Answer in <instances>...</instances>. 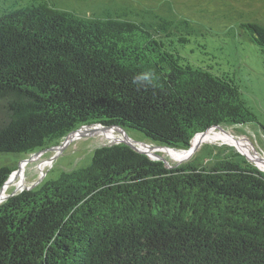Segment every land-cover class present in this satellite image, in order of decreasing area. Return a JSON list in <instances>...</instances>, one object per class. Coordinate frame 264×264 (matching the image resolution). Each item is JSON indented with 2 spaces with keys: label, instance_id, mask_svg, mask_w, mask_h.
<instances>
[{
  "label": "trees",
  "instance_id": "obj_1",
  "mask_svg": "<svg viewBox=\"0 0 264 264\" xmlns=\"http://www.w3.org/2000/svg\"><path fill=\"white\" fill-rule=\"evenodd\" d=\"M119 18L49 0L0 14V154H31L94 123L187 149L211 126L256 121L233 77L181 62L171 21ZM245 27L264 53V26ZM145 71L155 87L133 83ZM14 168L0 166V188ZM0 264H264V171L235 152L167 167L100 145L87 166L0 202Z\"/></svg>",
  "mask_w": 264,
  "mask_h": 264
},
{
  "label": "rangeland",
  "instance_id": "obj_2",
  "mask_svg": "<svg viewBox=\"0 0 264 264\" xmlns=\"http://www.w3.org/2000/svg\"><path fill=\"white\" fill-rule=\"evenodd\" d=\"M49 1L56 8L72 12L78 17L104 18L109 13L113 17L118 15L121 20L146 24L154 23L158 18L171 21L172 47L180 56L181 62L213 74L233 77L239 86L240 97L255 114L256 121L244 125H219V128L207 131L210 135L197 137L189 152L173 148L176 151L173 154L169 151L172 149L164 146L154 149L148 147L149 152L164 157L167 164L172 166L186 161L211 165L223 156L235 152L238 158H248V162L260 167L256 163L258 161L264 167V53L251 40L250 32L245 27L247 23L264 26V0ZM30 2L31 0H0V14ZM180 34L188 41L178 42ZM99 129L96 127V130ZM106 132L112 133L114 137L97 131L77 133L69 135L64 142L60 141L58 147L33 156L0 154V166L15 165V171L0 191V195L4 193L1 197L4 198L14 190L16 193L29 189L27 186L34 183L33 187L38 188L45 181L57 178L64 170L87 166L95 148L117 143L115 138L122 137L114 128H109ZM127 134L134 140L144 139L143 134L136 130H129ZM177 152H180L179 155Z\"/></svg>",
  "mask_w": 264,
  "mask_h": 264
},
{
  "label": "water",
  "instance_id": "obj_3",
  "mask_svg": "<svg viewBox=\"0 0 264 264\" xmlns=\"http://www.w3.org/2000/svg\"><path fill=\"white\" fill-rule=\"evenodd\" d=\"M217 126H219V125H214V126H211L210 128H214V127H217ZM96 127H99V128H102V129L114 128V129L118 130L119 133L122 135V137L115 138V139L117 140V143H124V144L128 145L129 147H131L133 150H135V151H137V152H140V153H143V154H146V155H147L149 158H151V159L161 160V161H163V162L167 165V167H172V165L167 164V160H166L164 157H162V156H160V155H156V154H154V153H153V156H154V157H151L150 154H149L148 152H146L145 150H143V149H141V148L139 147L140 144H141V146H147V147H152V146H154V147H160L159 145H155V144L150 143V142L145 141V140H142V141L134 140V139H132L131 137H129L128 134H127V131H126L122 126H119V125H106V124H101V123H94V124H89V125H82V126L78 127L77 129H75V130L69 132V133H68V134H67V135H66L61 141L64 142V141L66 140V138H67L70 134H72L73 132H75V131H77V130H80V129H82V128H86V129H88V132H91V131L96 130ZM203 132H204V131H203ZM203 132H201V133H203ZM194 137H195V136H194ZM192 140H193V138H192ZM192 140L190 141L189 146H188L187 149H179V150H183V151H185V150H188L189 148H191V142H192ZM132 142H134V143H132ZM58 144H59V143H58ZM58 144L53 145V146H51V147H47V148L42 149V150H39V151H37V152L31 153V156H33V155H35V154H37V153H39V152H44V151L51 150V149H53L54 147H58V146H59ZM165 147H167V146H165ZM167 148L173 149V148H171V147H167ZM246 159H248V158H246ZM20 161L25 162V160H20ZM177 164H178V162H177ZM177 164H176V165H177ZM256 167H257L259 170L263 171V170L260 169L257 165H256ZM14 171H15V170H14ZM14 171H13V172H14ZM11 174H12V173H11ZM11 174H10V175H11ZM9 177H10V176H9ZM8 179H9V178H8ZM8 179H7V181H8ZM7 181H6V182H7ZM35 184H36V183H34L33 185H30V186H27V188L30 189V188H32L33 186H35ZM2 187H3V186H2ZM2 187L0 188V191L2 190ZM20 191H21V190H20ZM18 192H19V191H18ZM14 193H15V190L12 191L10 194H7L4 198H1L0 201L5 200L7 197L13 195ZM16 193H17V192H16Z\"/></svg>",
  "mask_w": 264,
  "mask_h": 264
},
{
  "label": "clouds",
  "instance_id": "obj_4",
  "mask_svg": "<svg viewBox=\"0 0 264 264\" xmlns=\"http://www.w3.org/2000/svg\"><path fill=\"white\" fill-rule=\"evenodd\" d=\"M156 80H158V77H156L154 72L145 71V72L136 74L133 78V83L140 87H155ZM4 184H6V182Z\"/></svg>",
  "mask_w": 264,
  "mask_h": 264
},
{
  "label": "bare ground",
  "instance_id": "obj_5",
  "mask_svg": "<svg viewBox=\"0 0 264 264\" xmlns=\"http://www.w3.org/2000/svg\"><path fill=\"white\" fill-rule=\"evenodd\" d=\"M214 128H219V126H217V127H214ZM214 128H211V129H214ZM101 129V130H100ZM99 130H94V131H97V132H101V133H105V134H108L109 132H106L107 131V129H102V128H100ZM207 132V131H206ZM203 132V133H199V134H197V135H195V137H193V140H192V142H191V148H189L188 150H187V152H189L192 148H193V142H194V140L197 138V137H199V136H202V135H206V134H208V135H210L211 133L210 132ZM77 133H79V134H83V133H88V129H86L85 131H84V129H81V130H77V131H75V132H73L72 134H77ZM71 135V134H70ZM226 135V134H225ZM227 136H229V135H227ZM230 137V136H229ZM241 145H243V144H241ZM245 146V145H244ZM140 147V146H139ZM141 149H143V150H145L146 152H148V153H151V154H153L152 152H149L150 151V149L148 148V147H146V146H142V147H140ZM151 149H154V148H156V147H150ZM164 148H165V146H164ZM167 148V147H166ZM171 153H173V154H176V151L174 150V149H172V150H169ZM178 153V152H177ZM180 153V152H179ZM179 153L177 154V155H179ZM254 158V157H253ZM256 163L261 167H259L260 169H262L263 168V170H264V167L258 162V161H256ZM16 172H17V170H16ZM9 181V180H8ZM4 194V193H3ZM3 194H1L0 195V199L2 198L1 196H3Z\"/></svg>",
  "mask_w": 264,
  "mask_h": 264
},
{
  "label": "crops",
  "instance_id": "obj_6",
  "mask_svg": "<svg viewBox=\"0 0 264 264\" xmlns=\"http://www.w3.org/2000/svg\"><path fill=\"white\" fill-rule=\"evenodd\" d=\"M109 136H111V138H113V137H114L113 135H109Z\"/></svg>",
  "mask_w": 264,
  "mask_h": 264
},
{
  "label": "flooded vegetation",
  "instance_id": "obj_7",
  "mask_svg": "<svg viewBox=\"0 0 264 264\" xmlns=\"http://www.w3.org/2000/svg\"><path fill=\"white\" fill-rule=\"evenodd\" d=\"M108 135H112V133H108Z\"/></svg>",
  "mask_w": 264,
  "mask_h": 264
}]
</instances>
